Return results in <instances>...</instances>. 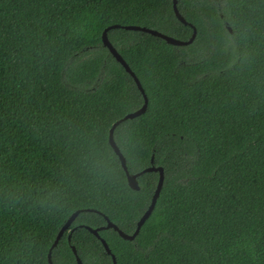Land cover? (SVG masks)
<instances>
[{
  "label": "trees",
  "instance_id": "obj_1",
  "mask_svg": "<svg viewBox=\"0 0 264 264\" xmlns=\"http://www.w3.org/2000/svg\"><path fill=\"white\" fill-rule=\"evenodd\" d=\"M0 0V264H264V0ZM231 31H230V29ZM90 210V211H88Z\"/></svg>",
  "mask_w": 264,
  "mask_h": 264
},
{
  "label": "water",
  "instance_id": "obj_2",
  "mask_svg": "<svg viewBox=\"0 0 264 264\" xmlns=\"http://www.w3.org/2000/svg\"><path fill=\"white\" fill-rule=\"evenodd\" d=\"M174 2V11H175V14L177 16V18L183 22L184 24H189L185 18L180 14L179 10H178V7H177V0H173ZM116 28H123V29H126V30H131V31H141V32H145V33H149L153 36H156V37H159V38H162L164 39L168 44H171V45H174V46H185V45H188L190 43L193 42V40L195 39L196 37V34H197V31H196V28H194V34L192 36V38L188 41H183V40H178V39H175L173 37H170V36H167L165 34H162L158 31H155V30H152V29H149V28H146V27H141V26H137V25H126V26H122L120 24H115V25H112L110 27H108L105 32L103 33V44L104 46H106L109 51L111 52V54L115 57V59L125 68V70L134 78L138 88L140 89V91L142 92V94L144 95V98H145V103L143 105V107L139 110H137L136 112H133V113H130L128 115H126L124 118H122L121 120L117 121L116 123L113 124L111 130H110V135H109V142H110V145L111 147L113 148L114 152L117 154V156L119 157V160L122 164V167L124 169V171L126 172V175H127V179H128V184L129 186L133 189V190H139L140 189V186H139V183H138V177L144 173H147V172H159L160 173V178H159V183H158V186H157V189H156V192L153 196V199H152V202H151V205L149 206L148 210L145 212V214L142 216V218L140 219V221L138 222V225H137V229L136 231L130 235V234H127L125 232H123L122 230H120L115 224H113L109 219L108 220V225L107 227H103V228H98V229H92L90 227H88V229L94 234L96 235L100 240L101 242L103 243L105 249L107 250V252L112 256L113 258V261H114V264H116V259H115V256L112 254L107 242L100 236V231L106 229V228H113L115 229L119 235L126 239V240H134L136 238V236L139 234L140 232V229L141 227L143 226V224L145 223V221L148 219V217L151 215L152 211L154 210L155 208V205L157 203V200L159 198V195L161 193V190H162V187H163V184H164V170L163 168L161 167H155V166H151L150 168H147L146 170L142 171L141 173H138V174H130V172L128 171V167H127V163H126V159L125 157L123 156V154L121 153L119 147L117 146L115 140H114V131L116 129V127L123 121L127 120V119H133V118H136L140 115H142L145 111H146V108H147V105H148V99H147V96L144 92V89L139 81V79L137 78V76L135 75L134 72H132V70L130 69L129 65L127 64V62L123 59V57L117 52V50L114 48V46L111 44L109 38H108V31L111 30V29H116ZM230 29V28H229ZM231 31V29H230ZM83 210H78L76 211L70 218L69 220L67 221V223L64 225V227L61 229V231L59 232L54 244H53V247H56L59 240L61 239V237L63 236V234L65 233V231H68L71 227V225L73 224V222L75 221L76 217L82 212ZM90 211V210H88ZM52 248L50 250V253L48 255V260H49V264H53L52 263V259H51V251H52ZM73 251L74 253L76 254L77 256V261H78V264H82V261L81 259L79 258V256L77 255V251L75 249V247H73Z\"/></svg>",
  "mask_w": 264,
  "mask_h": 264
}]
</instances>
